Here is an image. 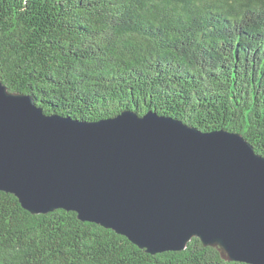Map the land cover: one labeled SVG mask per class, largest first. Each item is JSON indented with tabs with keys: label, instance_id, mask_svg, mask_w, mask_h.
<instances>
[{
	"label": "trees",
	"instance_id": "trees-1",
	"mask_svg": "<svg viewBox=\"0 0 264 264\" xmlns=\"http://www.w3.org/2000/svg\"><path fill=\"white\" fill-rule=\"evenodd\" d=\"M0 79L45 114L154 111L264 156V0H0ZM0 264H245L193 239L149 254L75 212L0 191Z\"/></svg>",
	"mask_w": 264,
	"mask_h": 264
},
{
	"label": "water",
	"instance_id": "water-1",
	"mask_svg": "<svg viewBox=\"0 0 264 264\" xmlns=\"http://www.w3.org/2000/svg\"><path fill=\"white\" fill-rule=\"evenodd\" d=\"M0 191L34 215L75 212L152 255L199 239L227 261L264 264V156L239 133L154 111L47 115L0 79Z\"/></svg>",
	"mask_w": 264,
	"mask_h": 264
}]
</instances>
